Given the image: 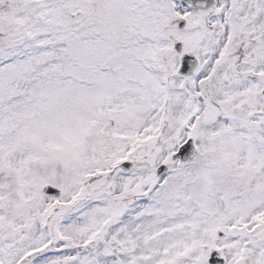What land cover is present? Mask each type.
Wrapping results in <instances>:
<instances>
[{"label": "snow or ice", "instance_id": "snow-or-ice-1", "mask_svg": "<svg viewBox=\"0 0 264 264\" xmlns=\"http://www.w3.org/2000/svg\"><path fill=\"white\" fill-rule=\"evenodd\" d=\"M0 264H264V0H0Z\"/></svg>", "mask_w": 264, "mask_h": 264}]
</instances>
